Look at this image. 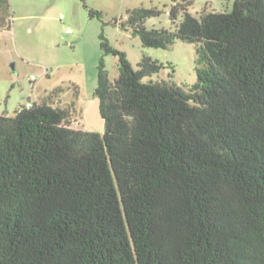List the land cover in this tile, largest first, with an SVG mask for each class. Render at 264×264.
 I'll return each instance as SVG.
<instances>
[{"label":"trees","instance_id":"16d2710c","mask_svg":"<svg viewBox=\"0 0 264 264\" xmlns=\"http://www.w3.org/2000/svg\"><path fill=\"white\" fill-rule=\"evenodd\" d=\"M232 1L196 17L171 0L172 28L145 27L157 7L114 21L143 47L193 43L187 88L99 33L118 58L112 80L97 65L102 133L71 123L61 88L0 114V264H264V0Z\"/></svg>","mask_w":264,"mask_h":264},{"label":"rangeland","instance_id":"374dc122","mask_svg":"<svg viewBox=\"0 0 264 264\" xmlns=\"http://www.w3.org/2000/svg\"><path fill=\"white\" fill-rule=\"evenodd\" d=\"M180 1V0H176ZM87 8L100 12L89 17ZM9 0L10 27L0 30V114L13 115L28 100L38 102L51 95L61 106L73 107L71 123L102 133L103 120L94 94L97 65L112 80L118 74V58L103 53L99 33L108 43L125 52L135 67L143 53L164 63L153 79L172 81L185 88L196 81L193 43L175 40L167 48H147L137 35L114 21L136 7H157L158 16L146 18V28H172L168 16L171 0ZM232 0H193L188 12H228ZM70 29V31H67ZM170 63V64H169ZM73 103V104H72Z\"/></svg>","mask_w":264,"mask_h":264},{"label":"built area","instance_id":"2783aa9c","mask_svg":"<svg viewBox=\"0 0 264 264\" xmlns=\"http://www.w3.org/2000/svg\"><path fill=\"white\" fill-rule=\"evenodd\" d=\"M67 31H70V29H67ZM26 106H30V102H26Z\"/></svg>","mask_w":264,"mask_h":264}]
</instances>
